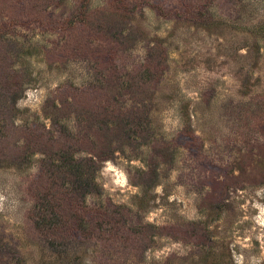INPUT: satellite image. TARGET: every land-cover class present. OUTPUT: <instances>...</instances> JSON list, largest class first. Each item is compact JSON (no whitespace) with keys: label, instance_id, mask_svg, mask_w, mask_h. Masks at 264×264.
<instances>
[{"label":"rangeland","instance_id":"1","mask_svg":"<svg viewBox=\"0 0 264 264\" xmlns=\"http://www.w3.org/2000/svg\"><path fill=\"white\" fill-rule=\"evenodd\" d=\"M0 264H264V0H0Z\"/></svg>","mask_w":264,"mask_h":264},{"label":"trees","instance_id":"2","mask_svg":"<svg viewBox=\"0 0 264 264\" xmlns=\"http://www.w3.org/2000/svg\"><path fill=\"white\" fill-rule=\"evenodd\" d=\"M82 6H83V8L81 9L82 17L80 19L86 20L87 11H86V8H85L84 4ZM116 11H119L120 15H124V16L128 15V13L124 11V5H120L119 9L116 10ZM78 18H79V16H78ZM15 84H16V86L21 85L20 80L17 79L15 81ZM15 97H17V94L14 95V98ZM106 154L108 155V153H106ZM107 157L108 156L104 155V159H106ZM62 163L63 164L54 165L55 168L61 167L62 169L66 170V171H63V172H60V173H66V172L70 173V174H72L74 172L78 173L79 177H80V179H79L80 182L86 183L85 184L86 186H92V183H93V180H94V175L92 174V172H90L91 170L89 169V165H85L83 163L82 159H78V157L75 156V154H73L71 160H68L67 164H65V162H62ZM54 173H56L57 176H58L57 178L54 177V179L57 180L59 178L60 173H57L55 171H54ZM68 189H69V191L71 190L70 187ZM62 200H63L62 203L65 204L64 198ZM73 205H77V202L74 201ZM58 208H59V206H58ZM58 208H57V210L60 211V209H58ZM77 222H78L77 220H70L69 218H65L64 215H62L56 222H54V227H53L52 230H53V232L55 231L57 233L58 231L63 232L62 230L69 228L70 231H72L74 233L77 232V234H78L80 226H79V224ZM61 237H62V235H61Z\"/></svg>","mask_w":264,"mask_h":264}]
</instances>
